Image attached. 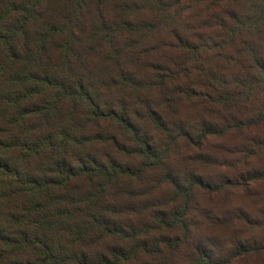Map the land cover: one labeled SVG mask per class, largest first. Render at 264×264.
<instances>
[{"label":"trees","instance_id":"16d2710c","mask_svg":"<svg viewBox=\"0 0 264 264\" xmlns=\"http://www.w3.org/2000/svg\"><path fill=\"white\" fill-rule=\"evenodd\" d=\"M117 1L0 0V264H142V257L169 264L191 240L195 194L234 185L212 186L191 169L187 152L177 160L175 147L183 140L198 150L264 125V104H257L264 95V0H197L211 11L205 27L196 34L168 30L189 52L188 69L194 65L201 79L195 86L211 96L210 109L224 110L216 122L194 123L165 116V108L196 101L191 88L164 92L156 103L175 70L156 72L155 82L132 70L148 60L146 37L157 26L107 19L104 7ZM136 9L159 22L176 18L163 0H142ZM181 34L200 45L189 46V38L179 44ZM224 53L238 71L229 63L213 70L207 56ZM104 125L114 133L97 134ZM98 143L110 144L116 156L82 157ZM258 148L264 137L241 153L246 158ZM254 173L253 180H264V167ZM145 181L166 184L169 203L160 205ZM197 241L192 264H238L264 250L240 240L229 250Z\"/></svg>","mask_w":264,"mask_h":264},{"label":"rangeland","instance_id":"374dc122","mask_svg":"<svg viewBox=\"0 0 264 264\" xmlns=\"http://www.w3.org/2000/svg\"><path fill=\"white\" fill-rule=\"evenodd\" d=\"M169 6L172 12V17H176L171 24L157 21L154 14L148 13L146 10H131V8L138 6L142 0H119L114 5L104 7L103 11L107 19L118 20L126 19L133 24H154L157 26L156 30L146 37L145 48L150 50L149 58L145 64L137 63L136 67L132 69L142 78L150 80L154 77L156 72L166 75L167 69L175 70L174 84L169 82L157 90L156 103L162 102L165 94L169 90L177 88V93L182 94L184 88H191L190 93L194 96L196 101L190 100L185 103L178 102L177 109L165 108V116L168 119H180L182 122H216L224 113V110L210 109V98L206 97V90L201 85H197L200 77L192 69L194 65H189V52L176 45L174 34L168 33L169 29L174 32L182 28H188L191 33L196 32L205 27L209 13L202 9L203 5H199L194 0L193 5H188L187 2L191 0H180L182 5H178L177 0H163ZM179 1V0H178ZM118 4V5H117ZM209 10H212L209 2H206ZM91 8L93 9V2ZM192 8V9H190ZM213 8L212 11H214ZM96 9L89 14L90 18L95 17ZM179 15V16H178ZM177 30V31H176ZM244 33V32H243ZM245 34V33H244ZM264 36V35H263ZM186 38H189V46H199L200 42L192 37L181 34L179 37V44H187ZM136 38L131 36L130 43L134 44ZM259 49L264 54V40L259 45ZM235 47H228L227 54L235 53ZM210 56L208 55V63L213 66V70L218 71L223 66H227L229 61L225 54ZM211 57V58H210ZM205 57H198L204 63ZM211 59H213L211 61ZM233 63V62H232ZM180 67H186L185 70L180 71ZM231 68L238 71L239 66H231ZM179 72V73H178ZM201 80V79H200ZM184 96V95H183ZM258 106L264 104V95L260 100H257ZM164 105V103H163ZM228 109V108H226ZM176 110V112H172ZM208 110V111H207ZM169 114V115H168ZM241 116L242 113H237ZM110 133L113 134V129L110 126L104 125L99 129L97 134ZM264 137V125L253 126L245 129L243 132L233 133L222 138L210 139L203 146L198 148H190L186 142L180 140L175 147V157L177 160H182L181 156L187 152L189 164L191 169L197 171L202 175V179L211 182L212 186H218L223 182H234V185H229L225 189L214 192H197L193 199V216L195 219L192 222L190 237L179 250L174 254L169 255V264H192L190 257L191 250L194 249L197 240H209L219 243L224 249L229 250L231 244L240 240L251 246L264 245V180H253L254 171L264 167V148L255 149L253 153H247L246 158L242 149L246 145L251 144L256 140ZM88 152L82 157H97L105 159L107 157L116 156L114 149L110 144L98 143L92 147H87ZM207 163L204 170L198 171L197 165L202 162ZM175 163L173 166L175 167ZM249 172V173H248ZM238 176L241 178L238 180ZM150 180L151 178H146ZM143 186L154 192L155 197L159 200L160 205H167L169 203L170 188L166 184L159 183L157 186L151 182L145 181ZM173 234H177L174 232ZM214 244V243H213ZM140 263L145 264L152 260L147 257L139 259ZM138 260V261H139ZM138 264V263H137ZM238 264H264V250L258 254L245 257L239 261Z\"/></svg>","mask_w":264,"mask_h":264}]
</instances>
